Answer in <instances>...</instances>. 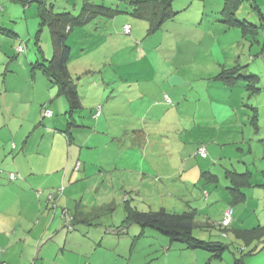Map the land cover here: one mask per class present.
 <instances>
[{"label": "rangeland", "instance_id": "rangeland-1", "mask_svg": "<svg viewBox=\"0 0 264 264\" xmlns=\"http://www.w3.org/2000/svg\"><path fill=\"white\" fill-rule=\"evenodd\" d=\"M53 1L58 10H61L58 6H66V0ZM75 1L72 0L73 4ZM92 1L107 5L119 2ZM256 2L264 14V0ZM216 3L217 0H194L190 15L166 23L153 35L148 36L144 30L145 38L139 24L135 25L134 35L118 36L113 40V45L117 46L112 48L111 45L116 56L112 63H109L112 59H105V46L100 48L98 45L105 41H98L101 34L95 35V25L75 29L69 40L74 48L69 69L84 97L85 112L81 117L84 119L79 118L78 122L83 123L85 128L76 132V143L69 147L61 132L67 130L66 119L55 116L50 127H47L56 133L55 136L49 132L50 136L46 137L44 128L39 139L27 142V156L17 157L22 144H26L27 135L37 131L33 129L40 117L39 107L33 100L45 103L51 99L50 91L55 96L57 90L45 86L42 80L45 76L35 80L33 73L39 72L32 65L35 56L40 57L38 54H41L49 57L52 53L46 49L48 44L52 49L47 27L40 34L39 52L35 43L38 27L32 25L28 31L25 26L27 21L31 23L33 10L25 11L20 0H0V14L7 19H18L21 31L20 38L16 37L19 40L17 44L26 48L25 53L13 59L15 48L0 36V85L7 83L9 87L8 98L1 100L6 105L0 103V135H4L3 142L9 145L7 153L0 150L1 169L11 172L19 168L23 174H27L30 167L38 171L40 167L35 166L43 167L51 157L58 165L62 155L66 156L68 148H71L77 156L81 154V167L83 164L88 172L86 179L83 171L74 173L78 175V181L72 182L71 187L65 185L69 190L66 193L65 190L61 192L51 188L35 198L28 190H16L3 197L6 206L0 214L8 221L6 233L24 230L32 235V239L37 238L25 249L18 245L13 247L14 255L31 248L41 251L46 242L41 239L45 229L51 226L50 233L58 230L56 233L61 232L64 237V233L78 234L72 239L71 246L78 243L74 252H66L58 258L57 245H52L49 253L46 250V257L51 262L58 258L55 264H63V261L65 264H264V235L246 245L243 238L233 233L225 236L215 229H196V236L228 246L223 258L218 260L201 250L195 252L179 246L167 250L156 239L163 237L158 232L143 229L127 220L130 209L154 212L164 208L182 213L196 205L211 210L212 219L221 220L220 213L224 212L221 205L211 203L209 208L206 207L208 200L200 181L188 186L181 183L184 171L194 166L201 167L192 170L193 174L189 177H194V173L201 176L203 166L216 169L220 184L213 190L214 197L219 194L225 197L228 193L224 167L233 170L236 166V170L243 172L247 163L256 178H263L264 27L261 26L264 22H261L252 3L245 0L237 18L252 26H260L258 33L248 28L244 35L241 28L220 22H213L211 26L208 14L204 15V25L197 23L200 27L198 30H194L192 25L185 27L187 23H192L187 18H193L192 13L196 8L206 6L209 12ZM129 32L126 28V33ZM3 52L12 53L11 57H5ZM219 64H228L229 68L242 66V75H257L260 80H243L230 94L229 91L217 94L219 88H224V84L213 79ZM248 85H257L262 91L251 95ZM112 88L115 99L106 104ZM165 95L169 97V102ZM12 102L14 106L11 111L8 104ZM98 106H102L103 113L100 121L93 118V110ZM214 106L223 109L228 106L231 109L227 111L231 117L226 122L219 115V121L223 122L220 126L216 125V121L213 123L210 108ZM250 106L258 110L256 129L251 123L254 112ZM22 112L28 119H22ZM49 139L55 142L53 150L43 149L44 146L50 147ZM41 140L44 152L36 154L31 148L39 147ZM13 142L17 147L14 152ZM201 145L214 146L211 152L208 150L207 160L197 156ZM0 180L5 184L6 177L0 174ZM55 194L59 196L58 201L54 200L55 205L46 211L48 197ZM61 200L62 204H66L62 209L59 208ZM38 202L44 203L43 213L50 217L49 220H45L44 215L41 219L38 215L32 217L38 210ZM255 203L258 204L257 212L261 203L255 217L264 216L263 199L257 197ZM245 214L247 218L253 215L251 212ZM22 217H26L28 222L19 228ZM73 219H77L75 226H72ZM199 219L207 220L203 216H199ZM1 250L3 254L5 250Z\"/></svg>", "mask_w": 264, "mask_h": 264}, {"label": "trees", "instance_id": "trees-1", "mask_svg": "<svg viewBox=\"0 0 264 264\" xmlns=\"http://www.w3.org/2000/svg\"><path fill=\"white\" fill-rule=\"evenodd\" d=\"M12 1L15 2L16 0ZM20 1L23 3V6H25V11L33 10L34 17L31 23L29 24L27 21L25 26L28 31L32 25H34L35 28L38 27L35 35V43L38 45L39 52L41 51L40 34L43 33L45 27H47L49 31L52 49L49 44L46 45V49H48L49 52L52 51L51 56L45 57L38 54L40 57L35 56V62L32 64L30 60V64L39 70V72H33L34 75L37 76L39 73V78L45 76L42 79L45 86L47 88H55V90H57L58 98H63V101L66 103V108L64 109L62 115L59 114V116H62L64 120L66 119L67 130H65L66 132H61L64 133V136L62 137L67 141V144L70 147V145L75 142L76 132L85 128L83 123L78 122V119L81 118L85 112L84 97L80 93L79 86L69 69V64L73 61L72 59L74 57V48L69 44V40L71 39L74 30L78 28L84 29L88 28V26L95 25L94 29L97 30L95 35L98 36L101 34L98 41H105L104 43L100 42L98 45L100 48L105 46L104 48L107 49L105 59H112L109 61V63H112L114 61L113 59L116 57L112 50V48L117 46V44L113 45L112 43L115 38L118 36L123 37L134 35L135 25L138 24L139 27H141L140 32H142V34H144L145 30L148 36L153 35L164 27L166 23L179 20L180 16L186 15L187 17L190 15L192 8L191 5L194 0H119L117 4L112 3L110 5H107L106 3L98 4L92 0H77L74 2L75 4H73L72 0H66V6H58L61 10H58L55 6V1L53 0ZM244 1L245 0H217L215 8L212 6L209 12L206 9V6L198 7L194 13H192L193 18L191 20H188L187 18V21H192V23H187L185 27H190V25H192L194 30H198L200 28L198 27V24L202 21L204 22V15L206 16L208 14V22H210L211 26L213 25V22H220L227 24L229 27L235 28L237 26L241 28L244 35L248 32V28L254 29L257 32L264 27V24H262L260 28V26H252L251 23L241 21L237 18V14ZM248 1L252 3L253 9L259 13L261 22H264V14L260 11L256 0ZM131 20H134V22ZM203 22L201 23V26L204 25ZM126 28L130 30V34L126 33ZM20 31L17 18L11 17L8 20H1L0 16V35L5 39V41L9 42L8 44H10L12 48H15V52L13 53L15 55L12 56L13 59H17L20 54L22 55L26 52V48L17 44L19 40L16 39L14 42H10V39H8L11 37L20 38ZM3 53L7 58H10L12 54L8 52ZM242 68V66L229 68L228 64H219V68L217 69L216 75L213 79L224 84V88H219L216 93H225L226 91L231 93L230 91L235 90L239 82L243 80L252 78L259 82L260 79L257 75L249 77L242 75ZM39 78H37V80H41ZM247 89H249L248 92L251 95H257L262 91L257 85H253L251 87L248 85ZM113 92H115V90L112 88V91L109 92L111 95L106 98V104H110L112 99H115V96L112 94ZM165 98L168 102L170 101L167 95H165ZM230 100H232V98ZM250 108L254 112V115H252L251 118V123L253 124L254 129H256V123L259 119L258 110L254 106H250ZM46 111L51 110L46 105H42L41 122L39 121L41 130L37 133L38 135L35 138L34 136L36 135V132H30L31 134L29 133V135H27L29 142L34 139H39V135L45 131L43 130L45 127L42 126H44V124L47 125V123H49L54 117L53 114L51 117H47L45 115ZM98 113L99 116H97ZM102 116V106L96 107L93 110V118L100 121ZM81 119L83 120L84 118ZM53 133L56 134L55 132ZM42 146L44 145L42 144ZM12 147V151L14 152L16 150V144L14 142ZM40 147L41 146L39 145V147L32 148V151L36 154H40L43 152ZM47 148L51 147L44 146L43 149ZM201 148H205L207 152L206 146L202 145L197 151ZM18 153L19 155H25L28 153V147L27 149H20ZM197 156L204 160L207 158V155L203 158L198 153ZM74 168L75 171H80V162H77ZM0 174L6 177V181H4L5 186L8 184L9 186H12L14 183L19 184V182L24 180V178L17 171L5 172L1 169V167ZM11 175H14V178H11ZM224 175L229 185L227 190L229 195L232 197L231 204L234 202H244L241 190L244 189V187L249 188L252 186L253 175L249 172L240 174L235 170L229 169L224 172ZM197 182H199V184L202 183L201 189L203 190L206 198H208V195L210 194L207 189L209 188L208 185L213 184L216 186L219 183V176L213 174L212 172H204L195 183ZM63 190V188L59 189L61 192H63ZM49 197L52 199L53 195H50ZM229 210L232 211L231 222L228 225H224L226 213ZM127 217V220L134 225H138L143 229L155 230L163 236L161 239L166 240L169 245L179 246L184 250H191L195 252L201 250L209 253L213 258L218 260L223 258L228 246L219 241H212L211 239L207 240L200 238V236H196V229L203 231L204 229H215L225 236H228V233H233L236 236L243 238L246 245H250L253 241L260 239L264 235V220L260 216L255 217V219L258 218L257 220L260 222H257L256 224L252 221L253 225L250 226L248 230H245L244 227L235 226L233 223L232 206H229L226 209L221 220L217 221L207 218V220L203 221L201 224H199L198 221L199 214L193 208L182 213L170 212L164 208L154 212L130 209V213Z\"/></svg>", "mask_w": 264, "mask_h": 264}, {"label": "crops", "instance_id": "crops-1", "mask_svg": "<svg viewBox=\"0 0 264 264\" xmlns=\"http://www.w3.org/2000/svg\"><path fill=\"white\" fill-rule=\"evenodd\" d=\"M0 16H1V20H3V19L8 20L9 19V18L8 19L5 18V16H3V14H0ZM8 39H10L9 40L10 42H14L17 38L11 37ZM38 74L36 77L34 75L35 80L37 78H39ZM8 92H9V87L7 86V83L3 84L2 86L0 85V97H1L0 103L3 102V105H6V104L4 103V101H1V100H3V99L6 100L8 98ZM49 95H51V99L47 100V102H45V103L42 100H40L38 102L33 100L34 103H37V105L39 107V115H40L39 119L37 118L38 120L36 121L37 122L36 125H39V126L35 125V128L33 129V131L37 130L36 133H38L41 130V128H40L41 125L38 124L39 123L38 121L41 122L42 105H46L52 111L53 116L55 117V115H57L56 117H58V118L61 117V116H59V114L62 115L64 109L66 108L65 101H63V98H60V97L58 98L57 93L54 96V92L50 91ZM229 98H230V95H229ZM8 106H9L8 109L12 111L13 106H14V102H12V104H10V105L8 104ZM225 108L226 109H223V108H220L217 106L210 108V110L212 112V118L214 119V122H213L214 124H215V121H216V125H218V126L223 124V122L219 121L221 119V118H218L219 115H221L222 120L225 122L228 119H230L231 115L227 111L231 110V109L228 106ZM26 112H28V111H26ZM23 118L28 119L25 116V113L22 112V119ZM53 119L50 120V122L48 121L49 123H47V125L44 124V127H45L46 132H47L46 133L47 135H45L46 137L50 136L49 132L54 135V133H52V130H49V128L47 129V127H50V124L53 121ZM5 139L7 140L8 137H6ZM3 141H5L4 135L2 137L0 135V150L5 154V153H7V149H8L9 145L4 143ZM48 141H49L51 150H53L54 145H55L54 140L49 139ZM27 142H28V139H26V142H25L26 144H22L20 149H22V148L27 149V147H28V150H29V145H28L29 142L28 143ZM74 143H76V140ZM42 144H43V142L41 140L40 141V146H41L40 148H42ZM213 147L214 146H212V145H210L209 147L206 146L207 152H208V150L210 151V149L212 151ZM31 150H32V148H31ZM241 151H243V150L241 149ZM65 153H66V151L63 154H65ZM27 154L28 153H26L23 156H27ZM19 156H21V155H19ZM19 156H17V157H19ZM42 157H45V156L43 155ZM81 157H82L81 154H79L77 156L75 153H73L71 148H68L67 155L66 156L62 155L61 161L58 163V165L56 163H54V162H56V160H54V158L51 157V158H49L48 163L44 164L43 167H42V165H39V166L33 165L35 167H40V170H38V171L34 170L33 167H30L29 172L27 174H23V173H20V169L18 168L17 172L24 178V180L22 182H19V184L14 183L12 186L7 187L3 184V181L0 180V213H1V209H3V207L6 206L5 201H3L2 199L8 192H14L16 190H18V191H21V190L27 191L28 190V191H30V193L35 198H37L39 193H41L45 190H49L51 188H57V189L63 188L65 190V193L67 191H69L65 188V185L71 187V185H73L72 182L78 181V175L74 174L78 171H75L74 167L77 164V162H80V165H81ZM200 167L201 166H199V167L194 166V168H190L188 170L189 173H187L188 171H184L183 177L181 179V181H182L181 183L183 185H186V186H188V184H190L192 182L195 183L201 176H199L198 173H194V175H195L194 177H189L188 175H192L193 174L192 170L199 169ZM235 167L233 170H235L236 172H238L240 174H245V173L249 172L253 175L252 186L249 188L244 187V189L241 190V192L243 194L242 198L244 199V202H234L233 204H231L232 203V197L229 195V192L227 190L229 185L226 186V190L228 193H226L225 197L220 195V194L217 195L216 197H214L215 191H213V190L214 189L216 190L220 183H218L216 186L213 184L212 185L209 184L208 185L209 188H207V189H208L210 194L208 195V198H207L208 201L206 203V207L209 208V205L211 203L212 204L219 203L221 205L222 210L225 212L229 206L230 207L232 206L233 207V223H234V225L235 226L237 225L239 227H244L245 230H248V228L253 225L252 221H253V223H256V224H257V222H260L259 220H257L258 218L255 219L254 217H255L256 213L258 215V212H259L260 207H261V203H259V208H258V212H257L258 204L255 203V201H256V198L258 197V198L263 199V204H264V197H263L264 196V171L261 173L263 175V178L260 179V177L256 178L254 176L253 172H251L250 169L248 168L247 163L244 164L245 170L243 172L236 170ZM224 168H225V170L229 169L227 167H224ZM229 170H231V169H229ZM81 171L84 172L85 179H86L88 172L86 170V167L83 166V164H82V167H81L79 172H81ZM215 171H216V169L214 167H213V169L208 168V166H203L201 168V173L212 172L213 174H215ZM186 173H187V176L184 180V176ZM215 175H217V174H215ZM227 184L228 183L225 182V185H227ZM43 194H45V193H43ZM48 198L49 199L47 200L46 211H48L49 207L51 208V205L52 206L55 205L53 201L54 200L58 201L59 196L57 194H55L52 199H50V197H48ZM75 198L77 199L78 196H75ZM212 198H214L215 201L212 202L211 201ZM60 203H61V206H59V208L62 209L64 207L63 205H66V204L65 203L62 204L63 203L62 200L60 201ZM43 206H44V203L42 205L41 203L38 202V210L32 217L38 215L41 219V218H43V215H44V217L46 218L45 220H49L50 217L46 213H43L44 212ZM193 209H195L197 211L199 216H203L206 219L207 218L212 219L211 218V210L201 209L197 205L194 206ZM224 212L223 213L221 212L220 216L222 215V217H223ZM245 212H251V213H253V215L250 216L249 218H247ZM1 216L2 215L0 214V231H2V233H0V249L5 250V252L3 254L1 253V255H0V264L1 263L2 264H55V261L57 262V259L59 257H61L62 255H65L66 252H74L75 246L78 245V243H76L75 245L71 246L72 239L78 235L77 233H76L77 235L73 234V233H71V235H70V233H64L66 236V237H64V235L61 232L56 233L58 230H54L52 233H50L51 226H48L45 229V233H44L43 238L41 239L42 241L46 240L44 246L42 247V250L44 247H46L45 250L39 251V250H35L34 248H31V249L25 250L26 252L24 251L20 255H14L13 251H12L13 247L18 245V246H22V248L25 249V247L28 246L30 243H32V242L35 243L37 238L32 239V235L31 234L28 235L24 230H19L18 232H14V234L6 233V227H7L6 222H8V221L4 218H1ZM86 218L88 219V217H86ZM262 219L264 220V216H262ZM76 221H77V219L76 220L73 219L72 226L76 225L75 224ZM198 221H199V224H201L203 222L202 220L199 219V217H198ZM26 222H28V219L26 217H22L21 221L19 222V228H22V226H24L26 224ZM39 222H40V220L38 221V224H39ZM62 222H63L62 228H64V220L63 219H62ZM36 227L38 228L37 225H36ZM8 232H10V231H8ZM20 232H22V233H20ZM17 234H18V236H17ZM19 236H20V239H18ZM62 239H64L63 242L60 241ZM156 239L161 243L160 244L161 246H163V247L166 246L165 249H167V250L170 249V246L172 248L176 247L174 245H169L167 243V241L164 239H161V237H156ZM52 245H55V246L57 245V247H58L57 253H59V254L57 256L58 258H55L51 262V260H49L46 257V250L49 253L50 250H48V249ZM160 247H159L158 251H160ZM165 249L163 248V251ZM60 252H63V253H60ZM63 264H65L64 261H63Z\"/></svg>", "mask_w": 264, "mask_h": 264}, {"label": "built area", "instance_id": "built-area-1", "mask_svg": "<svg viewBox=\"0 0 264 264\" xmlns=\"http://www.w3.org/2000/svg\"><path fill=\"white\" fill-rule=\"evenodd\" d=\"M45 115H46L47 117H50V116H51V112H50V111H46ZM97 116H99V113H98ZM198 154L201 155V157H203V158L206 157V155H207L206 149H205V148H201V149L198 151ZM11 178H14V175H11ZM231 214H232V211H231V210H229V211L226 213V217H225V220H224V225H228V224H230V222H231ZM1 253H2V251H1V249H0V255H1Z\"/></svg>", "mask_w": 264, "mask_h": 264}, {"label": "clouds", "instance_id": "clouds-1", "mask_svg": "<svg viewBox=\"0 0 264 264\" xmlns=\"http://www.w3.org/2000/svg\"><path fill=\"white\" fill-rule=\"evenodd\" d=\"M50 112H51V116H52V111H50ZM51 116H50V117H51Z\"/></svg>", "mask_w": 264, "mask_h": 264}]
</instances>
